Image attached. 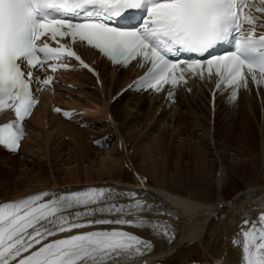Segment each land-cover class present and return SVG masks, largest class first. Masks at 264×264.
Returning <instances> with one entry per match:
<instances>
[{"label":"snow or ice","instance_id":"6c2138e0","mask_svg":"<svg viewBox=\"0 0 264 264\" xmlns=\"http://www.w3.org/2000/svg\"><path fill=\"white\" fill-rule=\"evenodd\" d=\"M253 12L264 14V0H0V110L15 112L14 121L0 126V145L18 150L23 121L36 103L30 86L35 83L39 91L53 81L36 74L45 71L46 62L52 72L67 70L74 65L64 62L66 56L93 71L57 37L78 38L114 63L150 65L134 82L137 90L159 92L165 84L185 81V72L201 79L207 74L215 76L217 89L230 86L235 101L249 76L264 84V31L255 34L257 26L264 29V19ZM221 44L234 50L217 52ZM181 54L192 58L182 60ZM110 192L95 186L67 193L42 190L0 202V264H127L146 255L150 241L116 227L135 226L125 218L132 205L109 203ZM146 205L135 202L138 208ZM257 222L259 228L253 223L242 231L247 264H264V213ZM59 234L65 235L56 238Z\"/></svg>","mask_w":264,"mask_h":264},{"label":"bare ground","instance_id":"6f19581e","mask_svg":"<svg viewBox=\"0 0 264 264\" xmlns=\"http://www.w3.org/2000/svg\"><path fill=\"white\" fill-rule=\"evenodd\" d=\"M103 73L104 75H106V78H105L104 88L101 91L90 89L89 86L93 84V81L90 79L89 76L73 75L71 78L76 80L81 88L77 90V92L75 93L74 96L76 98L75 99L73 98V100L70 102H72L76 107L83 109H90L89 114L92 113L94 114L100 111L102 114L99 113V115H103V112H106L107 109H109V112H111L113 116V121H111L110 124L104 122V119H102L104 117L102 116L94 117L96 115L94 114L93 116L94 118H90L92 125L88 128H85L83 131L87 132V135L88 132L90 133L95 132L97 133V135L98 133L102 132L103 136H108V133L111 131V133H113L112 134L113 137L116 138L121 137L124 139L125 141L124 146L120 145L119 147L116 148L113 142L111 148L106 150L103 155L99 156L100 160L98 161L99 163H97L98 166L96 167L97 178H92L91 172L87 170L84 171L85 178L80 177L79 175L80 169L78 167L77 157L76 159L74 158L75 162L72 161L73 162L72 166H70L71 159L68 162L66 159V162H64V165L62 166L63 172H61L60 170H54L53 171L54 176H51L50 178H48L47 176L44 177L42 174L39 173V171H41L40 167H37L36 169V171L38 172H36L35 170L33 172L31 171L27 172L24 171V169H22L20 176L18 178L16 177V179L13 180L12 182L14 184L13 190L4 191V189L0 188V200H10L20 196H27L30 193L36 191H42V190L62 191L64 189L78 187V186L88 187L94 185L102 186V185H110V184H115V185L126 184L127 185L126 187L129 188L134 187L133 180L122 181L121 178H112V177L110 178L111 174H115V173L116 175L120 174L123 169L122 167L123 160L121 161L122 157L120 156L117 159L114 158L117 155L122 154L121 151L128 152V143L131 141V137L137 139L134 129H130V127H124V126H130L128 124L133 123L131 122V120H133L132 118L139 116V114L136 115L138 111L144 109H146L145 111L154 110V114H155L157 107L154 106L151 101L146 103L144 102L141 103V97L129 96L128 100L125 102L123 106L124 108L122 109L121 116L115 114L114 112H112L113 105H109L108 103L103 101L101 96L103 94L108 97L109 94L113 93L112 89L115 87L117 90L124 83V79H123L124 77L122 75H115L112 72H110L107 75L106 70H103ZM249 99L252 100L253 98L248 97V103L246 107L250 110V108L252 109V107L254 106H252L253 104L251 105V103H249ZM245 100H243V102ZM81 101H83L84 103L81 104L82 103ZM180 101L181 103L185 104L188 110L191 111V113L193 114H196L197 105L204 106L206 110L205 111L206 115L204 116L201 115L202 112H200L201 113L200 115L206 118V126H204L205 124L203 125L202 123H200V126L202 124L204 127L202 126L203 130H201L202 128L200 129L203 133L200 132L201 139L199 140L201 141L204 149L206 148L205 150H207V145L205 143V140H207L208 143L211 144V139L213 141L214 139L211 138L210 135H214V132H218L219 129L217 128L216 125V119L213 126V131L211 133L209 108L204 98L198 95L196 96L195 99L182 98ZM263 101L264 100H262V102ZM246 107L245 108L242 107V110L246 109ZM222 108H223L222 105L219 106L217 110V115L220 114L221 110H223ZM163 114L164 113L161 112L160 115L157 117V120L160 119L161 116H163ZM176 114H178L177 109L172 110L170 113L172 117L176 116ZM118 116H120L121 118L119 119ZM196 116L198 117L197 114ZM43 118H44V110L40 109L36 111V113L29 121V127L31 133L30 136L25 139L21 147V154L25 158H27L28 156L26 157V155L29 154L26 153L24 154L23 153L25 152L24 149L26 148L25 149L26 151L32 149V148L28 149V145L30 143L32 144L33 142L37 143L40 138L39 132H37L39 131L38 129L40 128L41 130V127L43 129H47L44 126ZM118 119L121 121L117 125L116 121ZM66 124H67L66 122H59L58 124L55 125V128H53V130L59 129L58 131L61 132L64 128H68L66 134L68 132L70 135V139L73 141L72 148L71 150H69V153H67L69 159L81 153L83 146H82V142L78 141V137L82 138V136H76L73 130L71 131L70 126ZM111 126H113V128ZM124 132H126L127 136L125 135ZM82 134L83 132L81 133V135ZM125 136L128 137V139ZM162 136L163 133H158L157 135L154 134L152 136V142L149 144L147 152L143 154V158H142L143 161L147 160L146 163H138L136 164L137 167L133 165L134 171L138 177H139V173L144 175L145 174L149 175L150 178L147 179V183H145L142 186L148 188L147 191H144L147 193L141 196H132L129 193H127V191L124 189L119 193L120 195L119 200L110 201L109 203L124 204L128 206L132 203L133 200L142 199L148 204L161 208L162 213H159L158 215L164 217L165 219L170 220L173 223V225L177 230V236L176 239L171 243L168 242L167 240L162 239L157 234L148 231H141L143 235L153 240L154 250L152 254L149 255L147 258L153 264H169L172 263V261H174V259L176 258H178L179 263H186L189 260L187 256L190 254H192V256L199 258L201 262L206 261L204 262V264H208V261L214 259L222 260V262L225 264H237L239 262V253H240V247H239L240 231L241 229L247 230L248 226L247 223H245V220H247L248 222L251 221L255 217L257 211H259L264 205V183L262 185H256V184L248 185L244 189L235 192L233 195L230 196V198H228L229 199L228 200L227 198L225 199L222 196L221 192L223 188H227L226 184L229 178H226L224 169L218 168L219 176L216 178V182H215L217 195L211 198L208 195L210 192L211 184L210 182L208 183L207 181L208 178H206V176L204 177V174H200V176H195L194 178H189L188 175L186 177H181L177 172L179 167H176L174 171L172 170L171 173L167 174L165 173L166 167L165 166L163 167V165H161L162 171L159 172L157 164L158 163L164 164V162L155 159L152 151L157 148L160 150V145L162 144L160 138ZM105 139L107 140L108 137H106ZM140 140H142V138ZM199 140L197 143H200ZM138 142L139 141L137 139V143ZM137 143H135L136 150H141L142 147H144L142 145H144L145 143H141L142 145H140V147L137 146ZM197 143H196V147L198 146ZM33 145L35 144L33 143ZM202 145H200V148H202L201 147ZM193 147L194 146H192V149L199 155L201 163L204 164L207 161L205 155L206 154L205 152L207 151L205 150L203 151L201 149H196ZM33 149L35 150V148ZM208 149L211 151V147L208 146ZM51 150L53 149H50V151ZM135 152L136 151L134 149V151L132 152L133 157ZM28 153L31 154L30 151ZM131 157L128 156L127 158L131 159ZM8 160L9 157L5 156L4 153L0 150V173L1 172L6 173V171H3L4 170L3 168ZM205 167L202 166L200 169H204ZM103 175H110V176L109 178H101ZM31 176L32 178H30ZM139 179L140 181H145L142 178ZM5 182L8 183V179L4 180L3 185L6 184ZM219 204H221L222 206L219 207ZM156 215L157 214H151L150 216L155 217ZM187 242H190L191 246L189 247L190 252L187 255H185L184 252H182L183 248L181 246L183 244L185 245V243Z\"/></svg>","mask_w":264,"mask_h":264},{"label":"rangeland","instance_id":"374dc122","mask_svg":"<svg viewBox=\"0 0 264 264\" xmlns=\"http://www.w3.org/2000/svg\"><path fill=\"white\" fill-rule=\"evenodd\" d=\"M115 90L116 88H114L112 92H115ZM128 97L129 96L127 95L124 98V100L115 103L112 106L113 107L112 112L121 116L122 109L124 108L123 106L125 102L128 100ZM263 97L264 94L262 95L261 98L262 100H264ZM261 99L258 102L254 98L252 100L249 99V103H251V105L253 104L252 106H254L252 107V109L250 108L249 110L246 107L248 103V97L247 98L243 97V99L241 98L240 100L241 102L239 101L240 106L236 108L237 109L235 111L236 113L231 114L230 112L226 113L223 111L220 114H218L216 117V125L217 128L219 129L218 132H214V135H212V138L214 139L213 145L212 143L210 144L208 143L207 140H205V143L207 145V150H205L206 148L204 149L201 141L199 140L201 139L200 134L203 133L201 131L203 130L202 126L204 124H205L204 126H206V118L203 117L204 115H206L205 113L206 110L204 106L197 105L196 108L197 111L196 110L195 111L198 117L196 116V114L191 113V111L188 110L187 106L181 103V101H180V106L181 108H183V110L180 111L179 113L177 111L179 115L176 114V116H174L175 118L170 115L171 112L166 116L163 114V116H161V118L158 120L157 117L154 118L155 116L154 110L151 112V111H145L146 109H144L138 111L137 113L135 112L136 115L139 114V116L132 118L133 120H131V122L133 123L130 122L131 124H128L130 126H124V127H130V129H134L136 138L138 139L139 142L137 143V139L131 137V141L129 142L128 140V142L130 143V144L128 143V152L121 151L122 154L117 155L114 159H117L121 156L122 157L121 161H122L124 158H127L128 156L131 157L132 152L135 149L136 152L134 153V157L133 156H132L133 158L131 157L132 165L136 166V164L138 163H146L147 160L143 161L142 158H143V154L147 152L149 144L152 142V136L154 134L157 135L158 133H163V136L160 138V140L162 141V144L160 145V150L157 148L152 151L154 158L164 162L165 164V165L162 163H158L159 165L157 164L159 172L162 171L161 165H163V167L164 166L166 167L165 173L167 174L171 173L172 170L174 171L176 167H179L177 172L181 177H186L188 175L189 178H194L195 176H200V174H204V177L206 176V178H208L207 180L208 183L210 182L211 184L210 192L208 195L209 197L213 198L217 195L215 182H216V178L219 176L218 168L224 169L225 176L226 178L229 179L226 184L227 188H223L221 194L225 199L226 198L228 199L235 192L244 189L248 185H255V184L262 185L264 183V159H263L264 158V153H263L264 152V101L262 102ZM243 100H245L244 101L245 103L243 102ZM81 102H82L81 104L84 103L83 101ZM141 103H143L142 100ZM242 107L243 108L246 107V109L242 110ZM184 109H186L187 111H185ZM87 110L89 111L90 109ZM229 110L231 112H234L233 108H229ZM200 112H202V114ZM99 113L101 112L100 111L96 112L94 113L96 115L94 116L93 114V116L103 117V115H99ZM200 114L203 116H201ZM93 116L89 117V120L90 118H94ZM120 116H118L119 119L121 118ZM119 119L116 122H120L121 120ZM52 121L53 120H51V122ZM110 122L108 123L110 124ZM200 123H202L203 125L201 124L200 126ZM56 124L58 123H52V127L50 129L48 128L43 129L42 127L41 130L40 128L38 129L39 131L37 132H39L40 141L38 140L37 143L33 142L35 145H33V143L32 144L30 143L28 145V149L32 148L29 149L31 154L28 153L29 152L28 150L27 151L25 150L26 148L24 149L25 152H23L24 154L26 153L31 156L26 155V157L28 156L27 158L22 156V158L19 157L17 160H15L16 159L15 157L11 159L12 161H9L10 160L9 158V160L7 161V163L3 168L4 170L2 169L3 171H6V173H2V172L0 173V188L4 189V191L13 190L14 184L12 182L13 180L16 179V177L18 178L20 176L22 169H24V171L27 172L30 171L33 172L34 170L36 171L37 167H40L41 171H39V173L42 174L44 177L47 176L48 178H50L51 176H54V172H53L54 170H60L61 172H63L62 166L64 165V162H66V159L67 162L70 161L71 159L70 166H72L73 164L72 161H74L76 157L78 161V167L80 169L79 172L80 177L85 178L84 171L87 170L91 172L92 178H97L96 167L98 166L97 163H99L98 161L100 160L99 156L103 155L104 152L110 149L111 147H108L105 150L104 149L99 150L97 149V147L91 145L90 140L91 138H96V137H105V138L109 136L111 137L113 133H111L110 131L108 133V136H103L102 132L98 133V135L95 132L94 133L88 132L87 135V132L83 131L85 128H78L75 127L74 125H70V123H67L68 126H70L71 131L73 130L76 136H82V138L78 137V141H81L83 146L81 153L77 154V156H73V158L68 159L67 153H69V150H71L73 141L70 139V135L68 132L66 137L69 136V139L68 140L64 139L66 135V131H68L67 130L68 128H64V129L62 128L63 130L61 132L58 131L59 129L53 130ZM111 127L113 128V126ZM81 131L83 132L82 135H81L82 133ZM124 133L126 135V132ZM46 136H48L51 140ZM126 138L128 139V137ZM141 138L142 140H140ZM198 140L200 143H197ZM135 143H137L138 147L142 145L141 143H145V144L142 145L144 147L141 146L142 147V149L140 148L141 150H136ZM196 143L198 145L197 147H196ZM200 145H202L201 146L202 148H200ZM192 146H194L193 148L207 151L205 152L207 161L204 164L201 163L199 155L192 149ZM208 146L211 147V151L208 149ZM214 147L216 148V151ZM33 148H35V150L38 153ZM50 149L53 150L50 151ZM125 153H127L128 156ZM202 166L203 167L206 166V167L204 169H200ZM122 167L123 169L120 174L116 175L115 173V174H111V176L103 175L101 178H109L110 176V178L111 177L121 178L122 181L132 180L133 179L132 171L130 169L129 164H125ZM142 175L144 176V178L147 179L150 178L148 174L145 175L142 174ZM30 178H32V176ZM5 179H8V183L5 182L6 184L3 185ZM187 243L181 246L183 248L182 252H184L185 255H187L190 252L189 247L191 246V243L190 242ZM191 256L192 254L188 255V258H191ZM195 260H199V258L195 257ZM172 263L173 264L179 263L178 258L174 259Z\"/></svg>","mask_w":264,"mask_h":264}]
</instances>
